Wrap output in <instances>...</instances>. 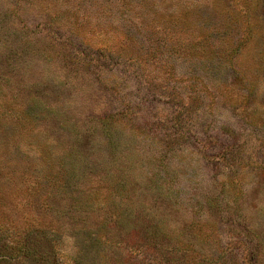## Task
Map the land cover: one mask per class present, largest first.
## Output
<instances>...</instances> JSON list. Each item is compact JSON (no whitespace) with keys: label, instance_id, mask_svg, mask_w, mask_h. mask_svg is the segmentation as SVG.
I'll return each mask as SVG.
<instances>
[{"label":"rangeland","instance_id":"1","mask_svg":"<svg viewBox=\"0 0 264 264\" xmlns=\"http://www.w3.org/2000/svg\"><path fill=\"white\" fill-rule=\"evenodd\" d=\"M0 264H264V0H0Z\"/></svg>","mask_w":264,"mask_h":264},{"label":"trees","instance_id":"2","mask_svg":"<svg viewBox=\"0 0 264 264\" xmlns=\"http://www.w3.org/2000/svg\"><path fill=\"white\" fill-rule=\"evenodd\" d=\"M105 117V116H104ZM107 117H105V119H106Z\"/></svg>","mask_w":264,"mask_h":264}]
</instances>
